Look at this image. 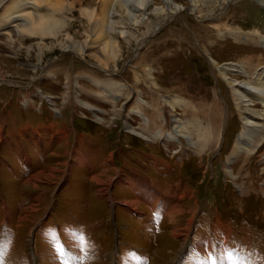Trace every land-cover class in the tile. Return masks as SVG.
<instances>
[{
  "label": "rangeland",
  "instance_id": "374dc122",
  "mask_svg": "<svg viewBox=\"0 0 264 264\" xmlns=\"http://www.w3.org/2000/svg\"><path fill=\"white\" fill-rule=\"evenodd\" d=\"M63 1L49 49L0 32V264H264V104L229 81L264 87V0H148L138 25L118 0ZM103 7L124 32L108 63L78 52L82 10ZM175 95L188 105L163 109ZM171 116L194 145L165 138Z\"/></svg>",
  "mask_w": 264,
  "mask_h": 264
},
{
  "label": "bare ground",
  "instance_id": "6f19581e",
  "mask_svg": "<svg viewBox=\"0 0 264 264\" xmlns=\"http://www.w3.org/2000/svg\"><path fill=\"white\" fill-rule=\"evenodd\" d=\"M118 1L120 2L119 9L121 10L124 9L126 11V15L133 18L135 23L138 25L139 21L137 20V15L135 14L145 15V7H147L146 5H148L147 2L148 0H137L136 3L138 4L137 7H135L134 5L132 6V9H130L129 7L130 5L128 3L130 2V0H118ZM133 1L135 0H131V2ZM163 1L166 2V4L168 5L169 4L172 5L171 0H163ZM189 2L192 3V6L195 7L196 4L199 2V0H189ZM63 3H64L63 0H0V10L2 9V11L0 12V32L6 37L7 41L9 42L10 41L15 42L16 38L20 39L23 38V36L25 35H27L28 37L29 36L38 37L41 42L40 48L42 47V49L43 48L49 49V47H45V45H43L42 43V41L45 38L50 37L55 40H58L59 36L67 35L63 33L65 24L62 18L58 14V13L61 14L64 9ZM258 3L264 7V4L261 3V1ZM42 4H45L46 6L45 8L47 10L46 14L40 12V9H42ZM177 10L178 8L176 7L175 11ZM162 12L163 10L161 8L155 10V13L157 15L162 14ZM82 14L86 18L88 25L91 26L90 28L91 33L89 34V38H87L89 40L85 41L83 45H81V48L78 51L79 55L84 54V52L88 49L96 48L97 51L102 55L105 63H108L109 60L114 61L118 57L117 56L118 45L115 43L116 40L113 41L112 39H110L111 37L109 36L105 37V35L112 31H116L117 29L118 31H120V29L116 27L117 19H120V17L118 18V16H116L114 13L109 11V7H103V11L101 10L100 12H97L92 8L91 9L86 8L82 10ZM120 32L124 33L123 31ZM211 62L214 61L211 60ZM240 70L241 68L238 69V71ZM219 71L222 72V74L225 76L227 72H232L235 70L222 66V69H220ZM261 72L264 73V70H262ZM148 76L151 77V74L149 73ZM108 80L109 81L105 82L104 85L106 86L104 87L112 86L116 89L117 93H119L120 91H122V89L125 88L124 85H118L117 83L112 82L111 79ZM256 80L262 81V79L260 78ZM229 81L231 82V84H233L231 87H233L234 91L236 92V94L240 99H245L246 96L247 97L249 96L257 99L258 101L263 102L264 104V87L260 86L258 83H250L251 84L250 85L247 83H237V82L234 83V80L231 79ZM155 87H156L155 84L151 85L152 90H154ZM162 99H163L162 100L163 109L172 110L174 106L186 107L188 105L186 101H184L182 98L176 95L173 97H168L166 99L162 98ZM50 104H52V101L50 102ZM138 104L140 108L147 105V103L143 104L141 100H138ZM136 113L141 115L140 111H136ZM244 115L245 116H244L243 128H242L243 132L239 137V144L241 145L239 147V150L242 149V144H243L242 140L244 138L250 137L252 134L251 130L253 131H255V129L257 130L255 125L258 124L257 122L252 121V119L254 118L253 114L245 113ZM255 115H257L258 117L257 119L264 120L263 115L261 114H255ZM261 116H263L262 119L260 118ZM170 118L172 120L171 123L173 124L172 131L167 132L166 135H164L165 138L169 141H174L179 143L180 141L178 139V136H183L185 137V139H187L190 142L191 145H194L192 142L193 141L192 132L189 129L191 127V123L183 120H179L174 116H171ZM142 120L144 125H147L149 122V120L144 116ZM129 132L136 133L133 130H129ZM161 135H162L161 131H158L154 134V137H160ZM202 136L204 140L209 138V135L206 134L204 131ZM206 247L207 246H205L204 248Z\"/></svg>",
  "mask_w": 264,
  "mask_h": 264
},
{
  "label": "crops",
  "instance_id": "0c3cea01",
  "mask_svg": "<svg viewBox=\"0 0 264 264\" xmlns=\"http://www.w3.org/2000/svg\"><path fill=\"white\" fill-rule=\"evenodd\" d=\"M1 121V120H0ZM4 121H5V119H2V125H1V127H0V131H1V133L3 132V130H5V127H4ZM52 127V126H51ZM46 134L47 135H49V133L48 132H46ZM53 135H54V133H53ZM52 135V133H50V138H48V140L45 142V144H46V146H49V145H52L53 143H52V139H53V136ZM74 142L76 141V138H75V136H74ZM42 144V142L41 143H38V142H36L33 146H40ZM31 145V144H30ZM47 153L48 154H52L53 153V149L51 150H49V151H47ZM25 154H26V156H25V158H26V161L28 162V160H29V155H28V153H27V150H26V148H25ZM71 154V153H70ZM69 154V155H70ZM204 244V243H203ZM206 246V244H204V246H202V244L200 245V249H202V247L204 248Z\"/></svg>",
  "mask_w": 264,
  "mask_h": 264
}]
</instances>
